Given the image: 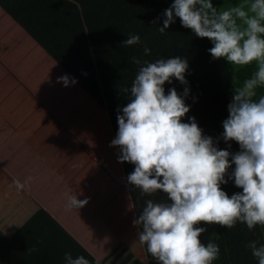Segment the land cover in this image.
I'll list each match as a JSON object with an SVG mask.
<instances>
[{
    "label": "crops",
    "instance_id": "crops-1",
    "mask_svg": "<svg viewBox=\"0 0 264 264\" xmlns=\"http://www.w3.org/2000/svg\"><path fill=\"white\" fill-rule=\"evenodd\" d=\"M61 1L66 3V8L57 5L55 9L67 14L75 9L76 24H81L74 28L62 20L64 28L58 34V21L51 22L52 8L47 0H0V264H64L65 252H71L73 257L83 255L90 264H157L145 245L137 240L139 228L132 220L147 199L164 202L167 196L160 190L150 196L142 195L128 184V171H133L134 164L118 161L119 146L109 144L117 134L118 125L113 127L108 107L113 103L118 109L129 101L123 89L131 86L139 67L130 57L155 61L177 56L172 43L151 47V53L145 55L143 50L133 51L117 39L124 17L156 11L163 5L161 0H79L81 7L77 9L68 0ZM234 2L213 3L227 8ZM100 21L111 27L110 32L105 31ZM84 27L88 37L96 34L105 37V41L89 39L91 49H87L68 39V32ZM103 45L108 63L100 65L102 55L97 47ZM101 66L118 80L120 92L117 89L114 95H107V85L99 81L103 73ZM35 70L53 77L35 83L32 79ZM187 72L190 86L192 81L201 80L193 77V69ZM64 74L77 82L67 87L57 82V77ZM164 87L166 93L171 87L182 93L187 85L173 78ZM82 88L94 94L93 97L104 89L105 105L94 97L97 106L103 107L94 115L98 114L100 122L105 123V139L112 149H90V155L67 145H62L64 149H36L9 121L7 114L14 112L21 99L26 103L30 92H37L31 100H38L40 92L51 96L56 91L63 98L68 92L79 95ZM72 99L78 102V96L73 95ZM185 102L190 110L182 120L194 116L204 134L209 135L203 124H210V103L198 104L189 95ZM198 105L200 108L196 110ZM97 110L98 107L94 109ZM54 114L58 116L57 111ZM55 124L61 127V135L63 132L72 135L71 131L76 129L62 122ZM221 126L222 122L219 127L212 126L214 135L220 133ZM235 142H231L230 149H238ZM81 157L88 164L84 173L77 169ZM17 180L24 188H17ZM69 194L88 202L80 209L68 208ZM50 218L59 228H54Z\"/></svg>",
    "mask_w": 264,
    "mask_h": 264
},
{
    "label": "clouds",
    "instance_id": "clouds-1",
    "mask_svg": "<svg viewBox=\"0 0 264 264\" xmlns=\"http://www.w3.org/2000/svg\"><path fill=\"white\" fill-rule=\"evenodd\" d=\"M68 3L81 7L79 0ZM176 18L182 27L210 40L207 51L213 59L224 58L234 67L255 61L256 70L233 90L223 132L214 139L204 134L194 116L182 120L190 110L185 102L188 87L182 93L175 87L165 92V83L173 78L188 84L186 58L130 57L139 67L131 86L123 89L129 101L117 110L118 130L110 146H119L118 161L134 164L126 178L129 185L142 195L160 190L167 196L164 202L147 199L132 220L139 228L137 240L157 264H213L220 247L213 240L201 242L207 225L264 227V93H258L264 89V0H239L227 8L213 0H172L158 31L164 33ZM140 43L139 34L129 33L121 45ZM143 52L149 55L151 48L145 44ZM57 82L67 87L77 80L64 74ZM220 139L227 148L218 147ZM232 141L238 142L239 151L228 150ZM229 181L241 191L229 195L221 187ZM15 184L24 188L18 180ZM87 202L69 194L66 206L80 209ZM247 246L258 264H264V244L252 240ZM64 264L90 261L65 252Z\"/></svg>",
    "mask_w": 264,
    "mask_h": 264
},
{
    "label": "trees",
    "instance_id": "trees-1",
    "mask_svg": "<svg viewBox=\"0 0 264 264\" xmlns=\"http://www.w3.org/2000/svg\"><path fill=\"white\" fill-rule=\"evenodd\" d=\"M214 1L217 3L219 0H213V2ZM233 1H235V4L239 2V0ZM171 3L172 0H161V4L163 5L162 9L142 14L132 13L124 17L122 20L123 26L118 31L117 39L122 43L127 39L129 33L139 34L141 43L130 46L133 51L143 50L145 44L151 48L166 43H172L177 56L186 58L189 65L188 69H193L195 71L193 77L201 79L200 81H192L193 85L191 86L189 83L187 84V87L190 89L189 96L198 104L203 101L210 103V124H203V126L209 132V136H212L214 139L219 138L220 134L223 132V127L221 126L218 135H214L212 126L219 127L220 122L227 118V105L231 101L233 90L235 87L239 86L244 79L252 75L256 70V63L253 61L246 66H232L228 68V62L224 58L213 59L211 54L207 51L212 47L210 40L206 37H198L191 29L182 27L179 18H176V21L172 23L164 33L159 32L157 26H163L162 14ZM70 13L71 12H68V15ZM157 18L161 19L158 20ZM100 25H102L106 32H110L111 27L105 22L100 21ZM89 33L92 32L90 31ZM88 35L89 34L85 33V27L67 33L69 40L76 41L85 48L91 49ZM98 37H100L102 42L105 41V37L96 34L91 35L93 39ZM99 48L98 46L97 49ZM99 55H102L99 62L100 65L103 62H107L105 54ZM104 69L105 66H101L104 75H108L109 77V80L104 83L107 85L106 92L107 95L112 96L118 90L120 92L119 83L116 82L118 81L117 79L112 77L110 73ZM187 73L186 71V78ZM258 93H264V89H258ZM94 97L105 105L104 99L106 98L102 93L99 95L96 94ZM112 106H114L113 103ZM197 108H200L199 105L196 107V110H199ZM235 143H237L238 149H228L229 151L235 152L240 150L238 142ZM218 147L224 149L227 148V145L220 139ZM229 171H231V169ZM221 187L229 195L233 192L241 191V189L234 186L232 181H229L228 184H222ZM50 223L55 226L54 228H59L52 218H50ZM204 223L205 222H203L202 225H204ZM207 228L208 231L204 234H207L209 230L213 229L212 234L210 233L208 236L203 237L200 236L201 242L206 244L208 240H213L220 247V254L217 259L213 261V264H258L257 259L252 255L251 249L247 245L248 242L252 240H257L258 245L264 244V227L257 225L255 229L249 230L246 224L238 222L232 228L214 223L207 225Z\"/></svg>",
    "mask_w": 264,
    "mask_h": 264
},
{
    "label": "rangeland",
    "instance_id": "rangeland-1",
    "mask_svg": "<svg viewBox=\"0 0 264 264\" xmlns=\"http://www.w3.org/2000/svg\"><path fill=\"white\" fill-rule=\"evenodd\" d=\"M47 1L52 8L51 22L58 21L56 27L58 34H61L64 28L62 20H65V22H70L72 27L74 26L76 28L81 24L80 22L77 23L78 26L76 24L75 9L71 11L69 15L63 10L55 9L57 5H62L63 8H66V3L64 1ZM87 16H89V14L86 12V17ZM89 39L92 41L93 38L89 37ZM99 40L100 37L97 38V41ZM64 44H66V42H64ZM95 44L98 43L95 42ZM97 52L98 54L106 55L105 45L97 49ZM59 60H61V56H59ZM63 64L66 63L63 61ZM227 64L228 68L232 67V65L229 63ZM101 76L103 77L102 79ZM101 76L99 75V81L101 84L109 80L108 75H104V73H102ZM52 77L53 75H48V73H45V76L42 75V72L39 70H35L32 73V79L35 83H39L42 78H45L46 81L48 78L51 79ZM53 84L61 85L56 82H53ZM36 86L37 85H35V87ZM36 93L37 92H30L26 96V99L28 100L26 103L25 100L21 99L18 105L15 107V110H13L14 112L11 111L7 114L9 121L13 122V126L18 131H21L23 138L29 140V143L36 149H64L62 145H67L69 146V149L84 151L85 155H90V149H112V147L108 146L107 140L105 139V123L100 122L98 114L94 115V113L99 112L103 107L97 106L98 103L95 102L96 100L91 95V93H88L82 88L79 90V95L78 92H68L64 94L63 98H59L58 92L56 91H53L51 96L40 92L38 100H33ZM102 93L105 94L104 89L102 90ZM73 95L78 96V102L72 99ZM31 97L33 98L32 100ZM79 102L81 104H78ZM54 104L56 107H53ZM97 107L98 110L94 111V109ZM108 109H111L113 127H116L118 125V109L116 106L110 105ZM54 111H57L58 116L54 114ZM25 113L27 115H25ZM56 121L62 122L64 126L65 124L67 126H75V132L71 131L72 135L63 132L61 135V132H59L61 127L55 124L58 123ZM106 125L108 126V131H110L109 116H107ZM87 166V163L85 165V158L81 157V165L77 166V169H81L84 173L87 172ZM130 172L131 171H128V174ZM202 223L203 222H200V226L205 225V223L204 225H202ZM212 231L213 229L209 230L207 234L202 233L201 236H208V234H212Z\"/></svg>",
    "mask_w": 264,
    "mask_h": 264
},
{
    "label": "bare ground",
    "instance_id": "bare-ground-1",
    "mask_svg": "<svg viewBox=\"0 0 264 264\" xmlns=\"http://www.w3.org/2000/svg\"><path fill=\"white\" fill-rule=\"evenodd\" d=\"M125 250H126V248H125Z\"/></svg>",
    "mask_w": 264,
    "mask_h": 264
}]
</instances>
